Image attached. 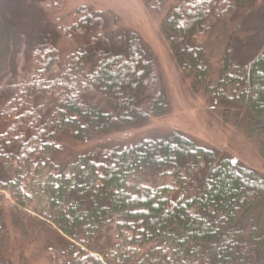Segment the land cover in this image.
I'll return each mask as SVG.
<instances>
[{"label":"trees","instance_id":"16d2710c","mask_svg":"<svg viewBox=\"0 0 264 264\" xmlns=\"http://www.w3.org/2000/svg\"><path fill=\"white\" fill-rule=\"evenodd\" d=\"M19 1L0 0V192L7 193L0 195V264H14L2 241L8 202L24 230L56 235L49 245L56 264H225L237 242L238 260L264 264V200L255 219L242 218L264 198V175L180 130L56 163L62 133L81 142L91 130L144 125L170 104L153 52L138 32L118 26L112 10L83 5L71 24L40 19L16 33L7 8ZM144 1L164 14L170 47L194 89L217 101L224 119L258 134L264 158V32L255 24L256 0ZM30 2L37 15L45 0ZM49 2L62 8V1ZM220 19L240 22L211 80L205 42ZM59 38L80 43L63 55ZM195 175L200 190L175 197L173 185ZM199 207L214 211L215 220ZM244 235L252 240L248 253Z\"/></svg>","mask_w":264,"mask_h":264},{"label":"rangeland","instance_id":"374dc122","mask_svg":"<svg viewBox=\"0 0 264 264\" xmlns=\"http://www.w3.org/2000/svg\"><path fill=\"white\" fill-rule=\"evenodd\" d=\"M57 1H62V8L54 6L49 0H45L44 6L39 7L37 15L34 13L36 10L30 0H20L15 5H9L7 10L10 12V17L18 21L16 29H14L16 33L31 30L35 23H39L40 19H45L50 24L55 23L56 20H59L58 24H71L76 19V10L83 5L92 6L97 10H112L118 17V26L138 32L144 46L153 52L157 67L162 75L170 110L162 116L151 118L144 125L127 126L128 124H122L121 128L113 132L91 130L88 137L81 142L72 139L68 133H62L58 139L55 156L58 162L56 161V163L67 160L70 162L78 154L94 148L105 151L114 145L129 147V145L131 146L149 136H161L172 130H180L201 145L221 150L234 161L264 175V158L260 152V136L252 132L247 124L236 121L235 117L229 116L224 119L222 117L223 109L219 103L210 100L204 91L194 89L191 76L180 68L170 47L167 34L162 27L164 14L150 9L144 0ZM256 5L260 8V13L255 24L258 25L256 26L259 34H261L264 32V19H262L264 0H256ZM239 22L228 23L223 19L218 20L206 39L205 47L208 52L211 80H216L221 74L222 56L233 29ZM79 41L80 39L68 41L59 38L57 46L63 55H67L76 48L80 43ZM4 56L5 52L0 43V69L4 65L2 62ZM197 178V175L193 178L186 177L185 181L183 180L177 185L174 184L173 193L175 197L182 199L185 197L187 200V197L195 193L196 188L199 191L201 185L198 184ZM190 189L192 190L190 191ZM4 194L7 193L0 192V195ZM263 200V197L255 199L251 210L247 211V214L242 218L255 219V210L263 206ZM12 205L10 202L6 203L4 212L6 232L2 241L7 256L12 258L14 264H56V256L53 255V249L49 246L55 243L56 235L48 230L33 232L24 230ZM196 210L200 211L199 213L202 215H206L207 219L209 216L215 220L214 211L211 210L210 214H205L201 211L203 208L199 207ZM218 214L217 219H221L222 214ZM209 222L207 221V223ZM242 241L247 248L246 253H248L253 247H248L252 240L244 235ZM240 246L242 243L237 242L234 249L231 250L234 252L233 258H226L225 264H249L246 261L249 259L238 260L236 251L239 250Z\"/></svg>","mask_w":264,"mask_h":264},{"label":"snow or ice","instance_id":"6c2138e0","mask_svg":"<svg viewBox=\"0 0 264 264\" xmlns=\"http://www.w3.org/2000/svg\"><path fill=\"white\" fill-rule=\"evenodd\" d=\"M233 162H235V161H233Z\"/></svg>","mask_w":264,"mask_h":264}]
</instances>
